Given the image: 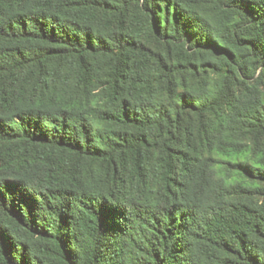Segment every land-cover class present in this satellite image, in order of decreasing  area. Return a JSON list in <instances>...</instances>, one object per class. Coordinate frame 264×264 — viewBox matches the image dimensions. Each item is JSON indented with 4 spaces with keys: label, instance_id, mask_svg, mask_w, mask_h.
Instances as JSON below:
<instances>
[{
    "label": "trees",
    "instance_id": "16d2710c",
    "mask_svg": "<svg viewBox=\"0 0 264 264\" xmlns=\"http://www.w3.org/2000/svg\"><path fill=\"white\" fill-rule=\"evenodd\" d=\"M0 264H264V0H0Z\"/></svg>",
    "mask_w": 264,
    "mask_h": 264
}]
</instances>
